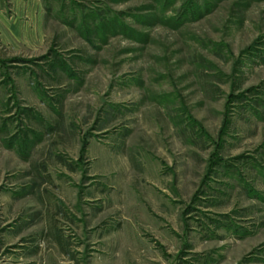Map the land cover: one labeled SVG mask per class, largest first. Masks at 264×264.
Wrapping results in <instances>:
<instances>
[{
  "label": "rangeland",
  "instance_id": "obj_1",
  "mask_svg": "<svg viewBox=\"0 0 264 264\" xmlns=\"http://www.w3.org/2000/svg\"><path fill=\"white\" fill-rule=\"evenodd\" d=\"M15 1L0 264H264V0Z\"/></svg>",
  "mask_w": 264,
  "mask_h": 264
},
{
  "label": "crops",
  "instance_id": "obj_2",
  "mask_svg": "<svg viewBox=\"0 0 264 264\" xmlns=\"http://www.w3.org/2000/svg\"><path fill=\"white\" fill-rule=\"evenodd\" d=\"M16 3H15V5H16V7H17V13H19L20 14V10L22 9V12L24 11V10H28V12H29V15H31L32 14V10H31V8H34L35 7V5H36V3L34 2V0H32V1H28L27 3H25V2H23V1H20V0H16L15 1ZM34 5V6H33ZM27 13V12H26ZM12 18V17H11ZM11 20V19H10ZM6 22V27H7V29H10V30H12V28L13 27H15V25L17 24L16 22H11V21H6V20H4L3 19V13L1 12V10H0V28H2L3 27V24ZM16 23V24H15ZM19 27V26H18ZM4 28V27H3ZM6 28L4 29V30H7ZM5 34H6V36H8V33L7 32H5Z\"/></svg>",
  "mask_w": 264,
  "mask_h": 264
},
{
  "label": "trees",
  "instance_id": "obj_3",
  "mask_svg": "<svg viewBox=\"0 0 264 264\" xmlns=\"http://www.w3.org/2000/svg\"><path fill=\"white\" fill-rule=\"evenodd\" d=\"M204 7H205V5H204ZM197 9V8H196ZM198 10H199V8H198ZM191 16H193V11L191 12Z\"/></svg>",
  "mask_w": 264,
  "mask_h": 264
}]
</instances>
